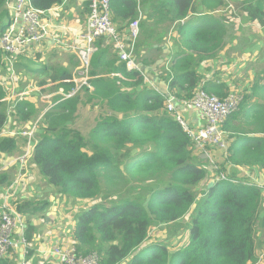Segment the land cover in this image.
Instances as JSON below:
<instances>
[{
    "label": "trees",
    "instance_id": "trees-1",
    "mask_svg": "<svg viewBox=\"0 0 264 264\" xmlns=\"http://www.w3.org/2000/svg\"><path fill=\"white\" fill-rule=\"evenodd\" d=\"M7 1L0 0V35L11 21ZM31 1L36 8L48 11L64 0ZM148 1L112 0L111 8L116 15L126 13L133 21L138 8ZM205 3L214 9L226 5L223 0ZM150 6L154 8L151 13L159 14L160 23L165 19L178 22L190 13L200 14L195 0H155ZM86 7L89 10V2ZM243 7L251 22L264 25V0H246ZM5 18L7 24L3 22ZM228 20L204 15L192 26L180 25V57L172 60L171 68L162 75L179 99L189 100L199 90L204 81L202 65L216 60L226 46ZM141 28L136 57L145 66L155 62L141 54L154 32L150 29L149 34L147 19ZM104 44L103 38L97 41L98 50L91 60L93 89L84 87L64 100L57 95L53 99L57 103L44 113V105L28 97L9 103L7 88L0 83V130L9 118L34 124L41 117L32 162L62 196L86 201L114 191L112 186L123 182L146 187L145 195L101 200L79 214L72 234L77 253H96L101 264H260L262 257L257 251L261 247L256 234L258 230L264 234V194L240 170L256 168L264 172V69L255 76L250 92H230L225 83L206 80L204 88L209 93L222 98L236 93L242 101L223 125L230 132L225 150V163L230 168L217 164L214 185L200 188L208 179L209 165L195 155V142L166 111L165 98L147 85L144 73L127 70L117 50ZM5 58L0 51V70L7 66ZM29 71L38 79L36 86L56 82L55 90L66 93L74 87L70 71H49L46 66H30ZM118 74L129 80H122ZM88 106L98 107L99 113L84 133L72 123ZM19 137L0 138V153H14ZM221 172L227 179L220 177ZM46 207L43 200L26 201L16 210L33 216ZM187 215L189 239L183 248L171 251L164 243L149 241L153 225L175 223ZM34 233L35 226L28 221L26 260L33 254L29 243ZM144 245L148 251L141 254L138 250ZM262 250L264 253V247ZM0 264L18 261L8 256L0 259Z\"/></svg>",
    "mask_w": 264,
    "mask_h": 264
},
{
    "label": "crops",
    "instance_id": "crops-1",
    "mask_svg": "<svg viewBox=\"0 0 264 264\" xmlns=\"http://www.w3.org/2000/svg\"><path fill=\"white\" fill-rule=\"evenodd\" d=\"M153 1L155 0H149L148 3H143V5L138 8V16L139 14L142 15L141 23L147 19L149 34L150 29L154 32V36L151 39L149 37L147 44L141 49V54L149 61L152 59L155 62L145 66L139 62V66L142 67L149 77L150 82L147 83L149 87L159 91H166L168 89L167 83L162 79V75L171 68L172 60L176 57H180L178 56L181 49L179 46L181 39V33L179 31L180 25L186 26L189 24L188 26H192L194 21L200 22L201 16L210 15L227 17L229 19L226 25L228 33L226 37V46L222 50L220 56L216 60L208 61L202 65L204 81L212 80L217 83H225L229 86L230 92L232 90L241 91L238 85L242 84V89L244 91L247 89L250 92V87L254 82L255 76L262 73L264 69V25L249 20L243 7L246 0H240L242 7H235V10L238 12H236L237 17L239 16L235 19L231 17L232 11L229 7L214 9L211 4H206L205 0H195L200 14L190 13L188 17L174 23H169L167 19L160 23L158 20L159 14L151 13L154 8L151 7L150 4ZM223 1L226 3L228 0ZM87 3V0H64L60 6L49 10L44 15L45 21L58 27L56 33L57 38L49 37L42 43L27 48L22 52L24 53L23 55L40 54L43 57L44 55H49V59H51L54 65L49 68L47 67V70H66L72 72L74 76L75 70L79 66V60L76 53L71 51L68 45L76 43V41L80 42L78 34L85 28L89 13L86 7ZM230 7H232V5ZM111 11L114 24L121 34L125 36V39L128 40L131 18L125 16L126 13L116 15L114 8ZM9 12L11 23L15 14L11 12V10ZM155 19L158 23H156ZM60 25L68 27L69 32L60 30ZM240 27L243 29L238 31ZM142 31L143 29L141 28V33ZM58 39L61 41L59 42ZM150 44H152V46H150ZM104 46H106V42ZM239 51L240 54H238ZM230 63H232L234 67ZM224 70L226 74L228 73L226 79L222 76ZM231 74L235 75L238 79H242L245 75L247 79L240 84L230 79ZM40 77L43 78L44 75ZM56 86V82H49L45 85L36 86L34 90L37 91V95L35 97H38V99L33 98L31 100H39V102L44 103L42 105H44V109L46 110V107L54 101L53 99L57 94L60 95L59 93L62 92V89L55 90ZM7 98L8 96L6 100ZM180 110L191 127L200 128L205 123V119L202 118L198 110L182 107ZM31 123L32 122L22 124L15 118H9V122L5 128L7 130H22L31 127ZM26 145L25 139L19 137V146L14 153H0V175L2 176L0 178V206L16 209L18 204H22L26 201L43 200L47 202V207L33 216L22 213L25 223L22 224L17 233L18 237H20L21 234L25 236V229L28 221L35 226L34 239L29 243L31 248H33V254L28 263L60 264L59 260L49 252L56 247L66 248L73 243L72 234L77 219L74 221L71 220L73 212L71 213L69 211L70 208L66 210L67 206L65 204L74 199L62 196L58 193L57 189H54L51 185L45 184L43 186V180L38 175V166L32 162V158H29L25 164L17 161V159L24 154ZM209 150L212 158L216 160V163L219 166L225 165L227 170H229L230 166L225 163V151L218 148H210ZM195 155L202 159L208 167V160L202 157L198 147L197 150H195ZM208 170V179L202 183L200 188L204 186L208 187L209 183L213 181L214 171L212 167H208ZM240 172L242 176L249 178L253 182L264 183V172L256 168L241 169ZM186 217L189 218L188 215ZM24 248L25 250H23ZM24 251H26V246L24 247L20 244L15 251L10 254V257L19 262L24 256Z\"/></svg>",
    "mask_w": 264,
    "mask_h": 264
},
{
    "label": "built area",
    "instance_id": "built-area-1",
    "mask_svg": "<svg viewBox=\"0 0 264 264\" xmlns=\"http://www.w3.org/2000/svg\"><path fill=\"white\" fill-rule=\"evenodd\" d=\"M89 2V13L85 28L78 34L80 42L71 43L69 49L76 53L79 66L73 78V89L66 93H59L62 99H69L75 96L84 87L93 89L90 84L91 60L94 53L97 52V41L105 39L106 44L112 45L117 50L120 61L125 64L129 71H140L144 73L145 80L149 77L139 66L136 57L137 42L141 34V17L139 16L131 21L129 26L128 40L121 34L114 24L111 16L112 0H87ZM8 10L15 14L14 19L7 30L0 35V51L5 54L7 60L13 56L21 54L27 48L42 43L49 37L57 38L58 27L45 21L44 15L49 11L36 8L31 0H8L6 3ZM60 30L69 32L68 27L60 25ZM60 42L61 40L58 39ZM10 62V61H9ZM123 80L128 81L122 75ZM205 81L202 82L199 90L189 100L179 99L170 91L169 84L166 91H158L165 98L166 111L175 117L183 126L184 130L191 136L203 158L208 160L209 167L213 171L218 169L216 161L212 158L210 148H218L225 151L230 140V132L223 128L224 122L235 112L242 101V97L236 93H229L225 97H219L209 93L204 88ZM58 95V94H57ZM57 102L49 104L53 107ZM192 108L201 113L205 123L200 128L191 127L185 120L180 108ZM48 108V109H49ZM46 109L45 112L48 110ZM41 118V117H40ZM40 118L31 125V127L22 130H7L5 127L0 130V138L5 136H21L27 139L26 150L17 161L25 164L29 158H32L35 145L37 143L36 133ZM222 179H227L225 173H220ZM235 182V180H232ZM260 188L264 194L263 182H250ZM23 224V215L13 208H4L0 206V259L10 256L18 245L26 246L27 240L23 234L18 237V230ZM25 250V248L23 249ZM56 257L61 264H101L100 258L96 253L90 255L78 254L73 243L66 247H56L49 252ZM20 260L22 264H28L25 258Z\"/></svg>",
    "mask_w": 264,
    "mask_h": 264
},
{
    "label": "rangeland",
    "instance_id": "rangeland-1",
    "mask_svg": "<svg viewBox=\"0 0 264 264\" xmlns=\"http://www.w3.org/2000/svg\"><path fill=\"white\" fill-rule=\"evenodd\" d=\"M227 2L230 3L232 7H230L231 5L228 4ZM227 2L224 7H229V9H231L232 14H233V16L231 14V17L233 19L238 18L239 17V16L237 17L238 12L235 10L236 9L235 7H242L240 0H228ZM3 22L4 24H7L8 18H5ZM241 29L243 28L240 27L238 31H240ZM140 35L142 36V33ZM238 54H240V51L238 52ZM36 55L37 54L21 56L20 54H18V55L13 56V58H10V60H7L5 58L7 61V66L6 68H2L0 70V83L5 88H7L6 89L8 93L7 101L9 103H13L14 100L23 99L25 97H28L30 99H33V98L38 99V97H35L37 95L36 94L37 91L34 90L36 88V85H38L37 83L38 80L35 79V74L29 71V67L33 66L34 68H38L40 66H46L49 68L53 66L54 63L51 61V59H49V55H44V57L41 56L40 59H37ZM232 66L234 67L233 64ZM227 74L225 73V70H224V73H222V76H224V78L226 79ZM28 75H29V78L27 77L25 78V76H28ZM230 79L235 82H239L241 84L243 81H246L247 77L244 75L242 79L241 78L238 79L235 75L231 74ZM238 87L239 89L241 88L240 90L244 91L242 89L243 88L242 84L238 85ZM39 104L42 106V104L44 103L39 102ZM48 108L49 106L46 107V109ZM43 112H45V109ZM98 113H99L98 107L92 108L88 106L87 108H84L80 112L79 118L72 123V126L79 127L83 130L84 133H87L88 130L92 127L93 121ZM37 169H38L39 177L43 180L42 185L43 186L45 184L50 185L48 180L41 173L40 168L37 167ZM145 188L146 187L144 186H139L133 183L123 182V183H120L118 186H112V189L114 191H111L108 194H104L98 199H92V200H86V201H78V200L68 201V203L65 204L67 206L66 210H68L67 208H70L69 211L71 213L73 212L72 215L71 213L70 215L72 217L71 220L74 221L78 218L79 214H81L85 209H87V207L90 206L92 203L99 202L101 200H103L104 202H111V201H115L119 199H125L129 196L145 195L146 194ZM54 189L56 188L54 187ZM24 223H25V220H23V224ZM189 228H190V218L186 216H184L182 219H180L179 221L175 223L155 224L151 228L149 241L157 242V243H164L169 247L171 251H176L178 249L183 248L187 244L188 239H189ZM256 236H257V241L259 242L260 247H261L257 251L258 255L262 257L261 258L262 262L260 264H264V253L262 250V247H264V234L260 230H258ZM147 251H148L147 245L142 246L138 250V252L141 254H144ZM28 262H29V259L27 260V263ZM18 264H22L21 261H19ZM28 264H38V263H28Z\"/></svg>",
    "mask_w": 264,
    "mask_h": 264
},
{
    "label": "water",
    "instance_id": "water-1",
    "mask_svg": "<svg viewBox=\"0 0 264 264\" xmlns=\"http://www.w3.org/2000/svg\"><path fill=\"white\" fill-rule=\"evenodd\" d=\"M213 185H214V182L212 181V182L209 183L208 187H211Z\"/></svg>",
    "mask_w": 264,
    "mask_h": 264
}]
</instances>
